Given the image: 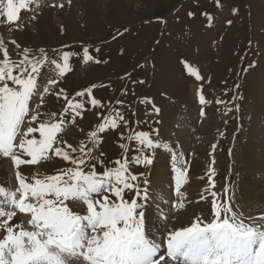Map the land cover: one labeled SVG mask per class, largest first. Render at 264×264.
<instances>
[{
    "label": "rangeland",
    "instance_id": "obj_1",
    "mask_svg": "<svg viewBox=\"0 0 264 264\" xmlns=\"http://www.w3.org/2000/svg\"><path fill=\"white\" fill-rule=\"evenodd\" d=\"M221 2L222 9L216 7L215 0H70V3L69 0H36L28 9L20 11L18 24L0 23V38L7 44L13 59H18L19 50L8 41L14 39L21 49L29 47L35 51L43 47L49 55L53 49L81 52L86 46L96 59L108 61L85 64L82 55L73 56L70 60L72 70L52 88V93L63 88L71 97L95 84L93 95L106 105L104 109L84 112V118H77L75 126L67 124L60 134L61 140L74 146L81 140L86 141L87 132L100 122L95 112L107 115L108 108L116 107L124 113L131 130L159 128V138L170 146L175 145L172 151L186 161L177 166L188 169L187 180L198 192H187L184 208L187 211L173 209L171 202L177 197L171 191L175 175L171 155L156 152L155 160L168 155L165 166L169 168V175L165 176L167 185L164 183L161 192L149 187L150 201L153 196L155 200L151 203L147 229L151 236L162 235L164 241L171 222L176 220L174 217L185 223L201 214L205 220L211 219L212 196L206 194V199L200 200L201 191L209 186L210 175L215 183L211 190L220 194L216 198L218 202L226 199L224 189L228 185L234 210L245 218L264 213L261 208L246 205L241 198L242 193H252L255 185L264 187V0ZM52 4H63V8L49 7ZM232 8L238 9L236 15L231 14ZM189 11L195 13L193 18L187 15ZM205 12L214 17L211 28L205 26L206 17L201 15ZM33 16H36L35 20L31 19ZM161 19L166 23H161ZM227 20L233 23L229 26L225 23ZM125 28L129 29L127 33L112 39ZM62 45H68V48L62 49ZM96 48L100 49L98 53ZM182 59L195 67L203 79L198 81L189 75ZM253 62L256 67L244 71ZM44 71L46 76L41 81L42 86L47 77L55 78L49 69ZM126 73L131 74L130 78L125 76ZM139 80L145 83H133ZM236 84H240L239 89L235 88ZM201 88L207 101L204 105H200L197 98V90ZM123 89H127V95L123 94ZM233 96L243 99L234 100ZM145 97L151 98L162 109L160 116L145 115L151 110V105L140 103ZM117 99L124 100V105H116ZM217 100L223 103L217 104ZM36 102H39L38 97ZM62 104V100L49 94L41 111H59ZM237 104L239 110L235 107ZM201 107L206 113L203 117L200 116ZM156 120L162 123L156 124ZM81 128L83 132L79 130ZM119 132L129 134L123 126ZM119 132L105 135L100 149L104 153V164L98 163L97 171L113 167V162L120 158ZM35 135L39 138L38 133ZM250 145L253 146V163L248 170L245 153ZM132 147H135L134 142ZM67 166L70 165L53 157L38 166H21L20 171L29 177L36 172L50 175ZM152 167L146 170L130 165V171L145 172L149 180ZM210 169H214V174ZM245 176L250 178L254 188L242 186ZM140 184L143 187V178ZM0 186L16 187L11 160L2 155ZM132 195L126 193L125 198L130 200ZM73 210L81 211L75 206ZM14 219L20 223L25 217L18 214ZM2 236L0 232V238ZM162 250L165 251L164 246Z\"/></svg>",
    "mask_w": 264,
    "mask_h": 264
},
{
    "label": "snow or ice",
    "instance_id": "obj_2",
    "mask_svg": "<svg viewBox=\"0 0 264 264\" xmlns=\"http://www.w3.org/2000/svg\"><path fill=\"white\" fill-rule=\"evenodd\" d=\"M35 2L0 0V23L18 24L20 11ZM215 3L217 8H223L221 0H215ZM49 7L63 8V4ZM237 13V8L231 9L232 15ZM187 15L193 18L195 13L189 11ZM201 15L206 17L205 26L211 28L212 14L205 12ZM31 19L35 20L36 16ZM160 22L166 23L163 19ZM225 23L230 26L233 21ZM128 31L125 28L112 39ZM8 43L19 51L18 59H13L7 44L0 38V155L10 158L16 187L0 186V232L3 233L0 264H264V213L245 218L234 210L228 185L224 189L226 199L218 202L216 198L220 194L211 190L215 188L211 175L208 188L203 189L200 195V200H205L206 194L212 196L211 219L205 220L201 214L181 224L174 217L176 224L167 231L165 241L157 243L150 240L146 234L147 223L155 197L150 201V181L145 172L132 173L130 165L150 169L157 151L168 152L175 173L172 191L177 197L171 202V207L183 210L187 193L182 188L188 183V169L177 166L186 161L172 151L175 145L170 146L159 138V128L131 130L124 113L116 107L108 108L107 115L95 112L100 122L87 132L86 141L81 140L74 146L61 140L60 134L67 124L75 126L77 118H84V112L104 109L106 105L93 95L95 84L71 97L63 88L55 93H52V88L72 70L70 60L73 56L82 55L85 64L108 61L96 59L86 46L81 52L53 49L49 55L43 47L33 51L29 47L21 49L14 39ZM61 47L67 49L68 45ZM95 51L98 53L100 49ZM120 51L122 54L123 49ZM181 63L189 75L198 81L203 79L187 60L182 59ZM255 67L253 62L244 71ZM45 69H49L55 78L47 77L42 86ZM125 76L130 78L131 74L126 73ZM137 82L145 83L144 80L133 81L134 84ZM235 88L239 89L240 84ZM122 92L128 94L127 89ZM49 94L63 101L59 111H41ZM197 98L200 105L207 102L202 88L197 90ZM233 99L242 100L243 97L233 96ZM124 103L120 99L115 101L116 105ZM140 103L151 105V110L145 112L146 116L161 115L162 109L151 98L145 97ZM216 103L223 101L217 100ZM235 107L239 110L240 106L237 104ZM205 115L201 107L200 116ZM155 123L162 121L156 120ZM121 126L129 130L128 135L119 132ZM79 130L84 131L83 128ZM108 132H119L118 147L122 154L113 162V167L97 171V164H104V153L100 149ZM132 142L135 143L134 148ZM212 147L215 149L216 146ZM133 152L135 155H131ZM53 157L70 166L59 168L50 175L36 172L29 177L20 171L21 166H38ZM210 170L214 174V169ZM129 192L133 193L130 200L125 198ZM73 206L81 211H74ZM18 214L25 217L20 223L14 219ZM162 245L165 247L163 253Z\"/></svg>",
    "mask_w": 264,
    "mask_h": 264
},
{
    "label": "bare ground",
    "instance_id": "obj_3",
    "mask_svg": "<svg viewBox=\"0 0 264 264\" xmlns=\"http://www.w3.org/2000/svg\"><path fill=\"white\" fill-rule=\"evenodd\" d=\"M252 148H253V146L250 145L249 148L246 150V153H245L246 165L248 167V170L250 169L251 163H253V160L251 158V156H252ZM167 156L168 155L162 156V158L164 160L161 157L160 158H156V160L154 161L152 170L148 174V178H149V181H150V186L149 187H150V189L152 191H153V189L156 188V189H160V192H161L162 188H164L163 186H164V183L166 182L165 179H167V177H165V176L169 175L168 171H167L168 167L165 166L166 165ZM169 167H170V165H169ZM243 179L244 180L242 182V186L246 185V186H252L254 188V184H251V180H250V178L248 176H245V178H243ZM254 183H255V181H254ZM171 184L174 186V184L172 182H171ZM165 185H167V184L165 183ZM192 185L193 184L188 181V183L182 188V191H185L186 193L187 192H198V190H195L194 187L192 189ZM172 189L173 188H171V191H172ZM246 194L247 193H242V196H241L243 202L246 205H254L256 208H261L262 210H264V187L263 186L260 188L259 185H255V188L252 190V193H249L247 195ZM187 210L184 209V211H187ZM176 217H178V216H176ZM180 223L184 224L185 222L180 221ZM173 224H176V220H173L171 222L170 226H172ZM177 226H180V225L177 224ZM146 234H147L148 238L150 240H153L154 242L161 243V242L164 241V237L162 235H158L157 234L156 237L155 236H151L149 231H148V229H147V233ZM162 249H163V245L161 247V253L164 252Z\"/></svg>",
    "mask_w": 264,
    "mask_h": 264
}]
</instances>
